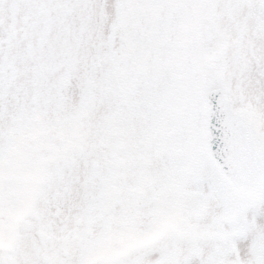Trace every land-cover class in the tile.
<instances>
[{
  "label": "snow or ice",
  "instance_id": "snow-or-ice-1",
  "mask_svg": "<svg viewBox=\"0 0 264 264\" xmlns=\"http://www.w3.org/2000/svg\"><path fill=\"white\" fill-rule=\"evenodd\" d=\"M0 264H264V0H0Z\"/></svg>",
  "mask_w": 264,
  "mask_h": 264
}]
</instances>
